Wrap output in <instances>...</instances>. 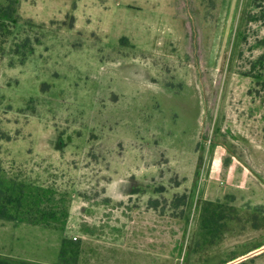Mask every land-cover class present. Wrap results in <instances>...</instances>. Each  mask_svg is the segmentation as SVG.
Instances as JSON below:
<instances>
[{
    "label": "rangeland",
    "instance_id": "374dc122",
    "mask_svg": "<svg viewBox=\"0 0 264 264\" xmlns=\"http://www.w3.org/2000/svg\"><path fill=\"white\" fill-rule=\"evenodd\" d=\"M19 2L8 47L34 50L0 60V168L70 217L0 220V255L264 264V0Z\"/></svg>",
    "mask_w": 264,
    "mask_h": 264
},
{
    "label": "trees",
    "instance_id": "16d2710c",
    "mask_svg": "<svg viewBox=\"0 0 264 264\" xmlns=\"http://www.w3.org/2000/svg\"><path fill=\"white\" fill-rule=\"evenodd\" d=\"M19 0H0V60L7 56L23 64L33 52L29 38L12 45L14 28L20 21ZM257 20V19H256ZM13 66V63L11 64ZM70 217V199L57 188L10 177L0 168V220L25 223L46 229L65 231ZM80 243L64 238L60 249V264H77ZM0 264H45L0 255Z\"/></svg>",
    "mask_w": 264,
    "mask_h": 264
},
{
    "label": "crops",
    "instance_id": "0c3cea01",
    "mask_svg": "<svg viewBox=\"0 0 264 264\" xmlns=\"http://www.w3.org/2000/svg\"><path fill=\"white\" fill-rule=\"evenodd\" d=\"M128 239V238H127Z\"/></svg>",
    "mask_w": 264,
    "mask_h": 264
}]
</instances>
